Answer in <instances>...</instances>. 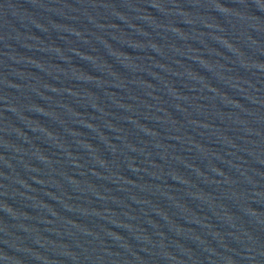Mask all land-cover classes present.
<instances>
[{
    "label": "water",
    "instance_id": "obj_1",
    "mask_svg": "<svg viewBox=\"0 0 264 264\" xmlns=\"http://www.w3.org/2000/svg\"><path fill=\"white\" fill-rule=\"evenodd\" d=\"M0 264H264V0H0Z\"/></svg>",
    "mask_w": 264,
    "mask_h": 264
}]
</instances>
